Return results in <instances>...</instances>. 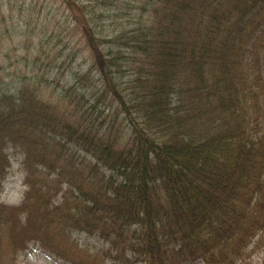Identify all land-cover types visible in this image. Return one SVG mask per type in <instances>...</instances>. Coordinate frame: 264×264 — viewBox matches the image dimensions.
Masks as SVG:
<instances>
[{
    "label": "trees",
    "instance_id": "16d2710c",
    "mask_svg": "<svg viewBox=\"0 0 264 264\" xmlns=\"http://www.w3.org/2000/svg\"><path fill=\"white\" fill-rule=\"evenodd\" d=\"M263 61L264 0H0V264L246 261Z\"/></svg>",
    "mask_w": 264,
    "mask_h": 264
},
{
    "label": "rangeland",
    "instance_id": "374dc122",
    "mask_svg": "<svg viewBox=\"0 0 264 264\" xmlns=\"http://www.w3.org/2000/svg\"><path fill=\"white\" fill-rule=\"evenodd\" d=\"M34 0H31V3H33ZM48 11L51 12L54 18L49 19L50 21H43V24L45 26L51 25L50 29L55 31V27L53 26L54 23L59 22V24L62 23L63 19L60 16L61 12L58 11L60 6L57 4H52V2L48 6ZM43 19V18H42ZM50 29H46L50 31ZM42 30V29H41ZM40 30V33L42 32ZM44 30V31H46ZM71 40V38H69ZM73 43L76 45V41L73 40ZM73 43H69L70 46H73ZM78 48V47H77ZM264 63V61H263ZM11 177V178H10ZM9 177L8 181V187L5 189V194L3 196V200L6 201L9 204H16L18 203L22 197L23 194V178L20 174V171L17 167L14 168L13 173ZM92 244H95V242H92ZM100 243H97L99 245ZM253 248V245L249 248V253L247 255L246 261H244L241 264H263L264 262V242L259 244V249H257L255 252H250ZM22 260L25 264H62L57 263L55 259H53L51 256L46 254L45 252L41 251L40 249H30L22 256Z\"/></svg>",
    "mask_w": 264,
    "mask_h": 264
}]
</instances>
